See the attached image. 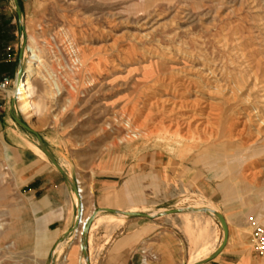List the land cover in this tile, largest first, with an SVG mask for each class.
Masks as SVG:
<instances>
[{
  "label": "rangeland",
  "instance_id": "rangeland-1",
  "mask_svg": "<svg viewBox=\"0 0 264 264\" xmlns=\"http://www.w3.org/2000/svg\"><path fill=\"white\" fill-rule=\"evenodd\" d=\"M15 8L14 0H0V23L12 37L0 56V96H13L17 68L29 60L27 52L19 59L20 49L34 47L42 59L32 79L37 113L24 111L16 98L13 112L20 118L23 112L25 124L80 178L97 164L99 176L115 180L95 192L94 205L178 208L164 220L181 237L182 264H189L222 238L214 215L191 219L189 206L213 204L228 223L222 264H264L250 238L253 222L264 224V123L258 119L264 117V0H25L20 19ZM57 69L60 91L52 79ZM220 86L234 93L219 95ZM196 98L220 101L221 115L213 120L211 112L200 132L205 137L168 130L172 101L185 102L179 116L199 109L191 102ZM156 100L163 102L154 107ZM213 129L220 134L215 140ZM1 156L0 264H66V254L80 264L75 229L51 248V262L25 239L20 177ZM249 169L255 173L244 178ZM95 217L87 239L91 264H99L104 239L123 220L107 211ZM43 241L38 238V248Z\"/></svg>",
  "mask_w": 264,
  "mask_h": 264
},
{
  "label": "crops",
  "instance_id": "crops-1",
  "mask_svg": "<svg viewBox=\"0 0 264 264\" xmlns=\"http://www.w3.org/2000/svg\"><path fill=\"white\" fill-rule=\"evenodd\" d=\"M22 1L25 0H17L18 7ZM15 14L17 16L16 8ZM31 88L33 90V80ZM32 100L36 105L34 95ZM14 114L25 123L23 112L20 113L22 118L13 112L11 98L5 100L0 96V155L7 165L17 168L20 177L18 186L20 202L17 203V206L22 211V219L20 217L18 219L19 223L22 220L25 226V235L23 236L25 239L31 240V246L37 248L41 255L48 256L51 262L53 257L51 248L60 241L66 232H70L76 214V197L67 175L74 180L77 189H79L81 205L84 206L82 208L84 215H91L94 209L102 205H94L93 195L95 192L103 188V183L107 184L108 181L113 182L115 180L103 179L102 176H99L101 175V167L97 164L93 169L86 171V179L80 178V170L68 167L62 163L56 154L49 150L52 157L67 174L65 175L49 156L45 154L46 157L44 158L34 150L31 145L34 143L33 141L40 147L38 144V136L41 139L39 132L30 126H28L30 129L23 127L16 121ZM42 144H44L43 141ZM44 146L46 147L45 144ZM215 193L216 190L208 191L207 189L208 195ZM109 206L116 209L124 208L122 206L118 208L114 203ZM90 209L92 210L86 211ZM157 209H140L136 210L141 212L140 214L124 215L121 223L112 227L109 239H104L99 264H182L185 252L181 237L178 236L173 224L164 220L167 213L160 214ZM127 210H132V208ZM114 213L117 214L118 212ZM96 221L97 217H95L92 225ZM38 235L44 237L45 240L42 243V248H38L36 242L39 238ZM228 239L229 235L225 245L229 241ZM79 243L80 248L81 239ZM225 245L218 253L199 264H222V262H226L222 259L225 253ZM69 250L70 247L67 252ZM66 264H72L69 263V255L67 254Z\"/></svg>",
  "mask_w": 264,
  "mask_h": 264
},
{
  "label": "bare ground",
  "instance_id": "bare-ground-1",
  "mask_svg": "<svg viewBox=\"0 0 264 264\" xmlns=\"http://www.w3.org/2000/svg\"><path fill=\"white\" fill-rule=\"evenodd\" d=\"M25 47L26 46H24V49H21V55L22 56L25 55L26 52L29 54L28 64L23 69V75L20 78H18V77L16 78L15 85H14L12 91H13V96H15V98L17 100H20L21 101V107L23 108V110L24 111H27V112L30 111L31 113L35 114V113H37V109L38 108H36L35 103L32 100L33 90L31 88V83H32V79L37 75L38 69L41 67L40 64L42 62V59L39 57V55H38V53H37V51H36V49L34 47H30L29 45H27L26 48ZM77 51L78 50H76V49L74 50V52H77ZM20 58H21V56H19V59ZM210 74H213L212 75V77H213L214 76V71L210 72ZM52 76H53L52 79L55 81V84L57 86L56 89L60 91V85L58 83V80L60 81V78H58V75H56V74H54ZM212 77H210V78H212ZM247 79H248V77H247ZM250 79H252V78H250ZM181 85H183V84H181ZM191 87H192V83L191 82H190V84H188V86L187 85L186 86L183 85V88H182V90H183L182 97H184L187 93L190 92ZM217 93L219 95L221 94V95H228L229 96V95H232L234 93V90H233L232 87H221L220 86V87H217ZM263 100H264V95H263L262 101ZM164 101L168 102L167 99H165ZM161 102H163V101L162 100H156L151 105H153L154 107H156L159 104H161ZM191 102H192V105L193 106L199 107V109H196V110H194V112H191L189 114H181V115L178 116L177 115L178 114L177 109H180L181 107H184L185 106V102L182 99H178V101H176V100H173L172 101V107L166 109V113L168 115L166 117L168 119L167 120L166 127H167L168 130H172V132L174 131V134L175 133L178 134L179 132H181L183 130L184 131L186 130L184 132L185 135H189V133H192V132H197V133L201 134L200 132L205 131V128H206V126L209 123V118H210L209 116H210L211 112H212V116L211 117H213V120L217 119L218 118L217 116H220L221 115L220 112L217 109V105L220 104V101H212V100L211 101H206V100L202 101V99H197L196 98V99H192ZM200 104H204V106L201 107ZM261 110H262V108H261ZM259 112H261V111H258V110L256 111V113H257L256 116H258V113ZM253 114H255V113L253 112ZM248 115H250V114H248ZM258 119H259V122H260L259 124H263L264 123V117L263 116H260V118H258ZM216 128H217V126H216ZM132 132L134 133L133 136H138L140 134L139 133V130L137 129V127H135V128L133 127ZM210 133H211V135H213L212 133H214V140L216 138H219L220 137L219 136L220 134L217 131H215L214 129H213V131L210 130ZM201 136L202 137H205V135H203V134H201ZM236 138H238V137L236 136ZM228 139L230 140L229 137H228ZM217 142H219V141H217ZM37 150H39V152L43 156H46L45 153H44V151H42L40 149V147H37ZM235 160H236V158H235ZM262 170H263L262 168H259V169H256V172H259V171H262ZM245 173L246 174H243V172H242V174L244 175V178L247 177V176L248 177L251 176L255 172L253 170H250L249 169ZM76 188H77V186H76ZM77 191H79V189H77ZM75 197H76V200H77L76 194H75ZM79 197H80V195H79ZM132 210H136V209H132ZM164 210H166V209H160L158 212H162ZM189 210L195 212V215H192L191 219L192 218H195V217H198L199 214L202 213V212H206L207 214L210 213V214L214 215L215 217H217L216 216V213L219 212L218 207L215 206V205H213V204H207V205H204V206L203 205H200V204H198V205H191V206H189ZM99 211H101V210H98V212L95 214V216L98 215ZM127 211H130V210H127ZM219 213H221V212H219ZM84 214L85 213L82 212V214L80 216V220H81L80 223L81 224L76 229V232H78V234H79V240H80L81 233H82V228H83L82 223H84L87 220V218L90 216V215H84ZM111 214H113V213H111ZM118 214L119 215H122L123 217L125 215L123 212H119ZM222 215L224 217V214H222ZM95 216L90 221V225H89L88 231H87V239H88V232L90 231L91 225H92L93 221L95 220ZM114 217H116V216H114ZM184 218H186V219L189 218L190 219V214H187V215L185 214L184 215ZM224 219H225V217H224ZM225 220H226V223H227V219H225ZM227 226H228V224H227ZM64 242H65V240H64ZM64 242H62L61 244H59L56 247L55 251L57 249H61L62 250L63 248H61V247L63 246ZM80 248L82 250V243L80 245ZM80 248H79V250H80ZM213 249H214L213 243L210 242V244L207 245V247L203 248L201 251H199L195 255H193V259L191 261H189L188 263L190 264V263H196V261H200L201 259H203V258L207 257L209 254H211ZM79 262H80V264H91L88 250H87V257H85L84 255L81 256Z\"/></svg>",
  "mask_w": 264,
  "mask_h": 264
},
{
  "label": "water",
  "instance_id": "water-1",
  "mask_svg": "<svg viewBox=\"0 0 264 264\" xmlns=\"http://www.w3.org/2000/svg\"><path fill=\"white\" fill-rule=\"evenodd\" d=\"M15 2V6H16V11H17V16H18V19L21 18L20 16V11H19V7H18V2L17 0H14ZM19 56H21V49H20V52H19ZM18 78H20L22 75H23V67L21 65L18 66L17 68V71H16V74H15ZM14 98L15 96H12L11 97V107H13V103H14ZM14 117L16 119V121L21 124L23 127L27 128V129H30L22 120H20L15 114H14ZM38 144L40 145L41 149L44 151V153L49 156L50 159L53 160V162L55 163V165L63 172V169L61 168V166L59 165V163L52 157L50 151L44 146V144H42V141L40 139V137L38 136ZM65 175H67L65 173ZM67 179L69 180L70 184H71V187H72V190L74 191V193L76 194L77 196V200L75 201V207H76V214H75V218H74V224L73 226L71 227V229H77L79 227V225L81 224V220H80V216L82 214V205H81V201H80V197H79V191H77V188H76V184L74 182V180L69 176L67 175ZM98 210H103V211H107V212H111V213H114V212H123L125 215H130V214H140L141 212L139 211H136V210H130V211H121L119 209H116V208H111V207H108V206H98V208L94 209V211L92 212V214L87 218V220L82 223V233H81V243H82V255H84L85 257H87V231H88V227L90 225V221L93 219V217L95 216V214L98 212ZM178 208H170V209H166L162 212H159L160 214L162 213H168V212H177ZM216 218L217 221L219 220V223H220V226H221V229H222V238L220 240V242L218 243V245L212 250V253L209 254L207 257L201 259L200 261H196V263H190V264H199L201 262H203L205 259L207 258H210L212 257L214 254L218 253L222 247L225 245L226 241H227V232H228V226H227V223H226V220L224 219L223 215L219 212L216 213Z\"/></svg>",
  "mask_w": 264,
  "mask_h": 264
},
{
  "label": "built area",
  "instance_id": "built-area-1",
  "mask_svg": "<svg viewBox=\"0 0 264 264\" xmlns=\"http://www.w3.org/2000/svg\"><path fill=\"white\" fill-rule=\"evenodd\" d=\"M71 55H74V54L71 53ZM73 62H74V65L77 66L75 67V70H77V68L79 67V65H77L78 62H76V60H73ZM61 71L62 69H57L56 71L53 72V75L56 74L58 75V78H59V76L61 75ZM250 238H251V242H252L253 248L256 251V253L259 256L264 257V224L253 222L251 226V231H250Z\"/></svg>",
  "mask_w": 264,
  "mask_h": 264
},
{
  "label": "trees",
  "instance_id": "trees-1",
  "mask_svg": "<svg viewBox=\"0 0 264 264\" xmlns=\"http://www.w3.org/2000/svg\"><path fill=\"white\" fill-rule=\"evenodd\" d=\"M12 39L8 32L2 27L0 23V56L3 54V51L6 49V43Z\"/></svg>",
  "mask_w": 264,
  "mask_h": 264
}]
</instances>
